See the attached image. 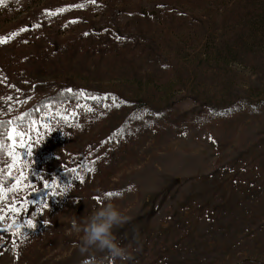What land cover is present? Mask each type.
I'll return each mask as SVG.
<instances>
[{"label": "rangeland", "instance_id": "obj_1", "mask_svg": "<svg viewBox=\"0 0 264 264\" xmlns=\"http://www.w3.org/2000/svg\"><path fill=\"white\" fill-rule=\"evenodd\" d=\"M3 37L0 264H82L102 198L125 264H264V0H4ZM47 83L96 99L28 120Z\"/></svg>", "mask_w": 264, "mask_h": 264}, {"label": "clouds", "instance_id": "obj_2", "mask_svg": "<svg viewBox=\"0 0 264 264\" xmlns=\"http://www.w3.org/2000/svg\"><path fill=\"white\" fill-rule=\"evenodd\" d=\"M131 222V217L126 215L120 207L109 201L98 207L90 215L72 220V228L82 233L81 239L74 247L87 258L82 264H121L133 260V253L129 249L131 243L121 246L116 232L124 225ZM133 241L139 251V233L133 230Z\"/></svg>", "mask_w": 264, "mask_h": 264}, {"label": "trees", "instance_id": "obj_3", "mask_svg": "<svg viewBox=\"0 0 264 264\" xmlns=\"http://www.w3.org/2000/svg\"><path fill=\"white\" fill-rule=\"evenodd\" d=\"M53 87L54 85L51 83L40 84L36 86V88L39 89L41 92L45 93L47 91L49 92V94L47 96H44L37 103H35L31 108V110L27 112L26 116L28 117V120H32V119L37 120L47 110L54 109L60 106H64V108H66L67 111H69L75 108L76 106H83L84 104L89 102L91 97H93V94L87 91L79 92L73 89H66L65 87L55 86V89ZM102 97L103 95L97 97V99L101 100ZM258 106H264V99L259 103ZM3 122H5L6 127L0 128V134H4L6 131L9 130L10 124L7 121H3ZM151 128L155 133L159 132L158 126H153ZM65 175L67 176V179H71L73 183L77 181L76 175L73 172L67 171ZM102 200L103 203H106L108 201L111 202L114 201L112 199H104V198H102Z\"/></svg>", "mask_w": 264, "mask_h": 264}, {"label": "snow or ice", "instance_id": "obj_4", "mask_svg": "<svg viewBox=\"0 0 264 264\" xmlns=\"http://www.w3.org/2000/svg\"><path fill=\"white\" fill-rule=\"evenodd\" d=\"M87 2L94 4L96 2V0H87ZM2 3H4V0H0V4H2ZM70 7H82V5H73V6H70ZM59 11H63V9H61ZM74 22H76V21H71L70 23H74ZM37 27H39V25H37ZM27 30L28 29H26V28L20 29L21 32L27 31ZM15 35H18V33H11V34H9V36H15ZM7 38L8 37L0 38V43L4 42V40H6ZM69 91H71V90H69ZM106 98L107 97H104V98H101V99H106ZM8 99H11V97H9ZM92 99L95 100L96 98L93 97ZM116 103H118V101H116L113 98V104H116ZM89 110H91V109H89ZM4 127H6L5 122L0 121V128H4ZM117 134H119V133L117 132ZM4 149H5V145H4V142H3V134H0V156H3ZM0 171H2V170H0ZM53 183H55V180L53 181ZM44 187L45 188H48L49 185L47 183H45ZM106 195H108V196H115V195H118V193H108ZM2 199H3V194H2V192H0V201H2ZM2 213H3V208L0 207V222H3L5 220V216ZM26 223H27V225L29 227H34L32 221H27ZM9 227H11V225H9ZM0 239H2V237H0Z\"/></svg>", "mask_w": 264, "mask_h": 264}]
</instances>
